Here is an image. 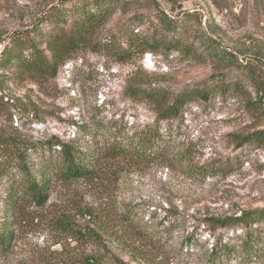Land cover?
<instances>
[{"label":"rangeland","instance_id":"obj_1","mask_svg":"<svg viewBox=\"0 0 264 264\" xmlns=\"http://www.w3.org/2000/svg\"><path fill=\"white\" fill-rule=\"evenodd\" d=\"M78 1L0 0V53L11 42L24 55L27 42L44 48L38 31L55 28L47 24L51 10L64 8L61 27H69ZM165 17L175 23L170 32L161 23ZM138 39L162 46L152 53ZM210 46L236 59L219 63ZM185 47L202 58L182 52ZM15 71L0 70V163L10 142L60 141L91 153L101 152L115 134L128 138L159 129L171 146L164 160L104 161L91 183L54 180L45 208L26 203L16 212L15 240L0 264H84L94 246L63 240L50 226L59 212L92 223L79 214L82 208L91 209L97 229L128 264H207L216 246L238 250L244 232L219 219L264 209V141L250 137L264 130V4L257 10L255 0H129L55 78ZM222 82L238 91L222 93ZM137 88H163L170 101L188 89L214 93L159 120L158 105ZM44 150L31 155L34 170L57 154V148ZM204 165L214 168L212 175L192 171ZM4 196L0 187V222L12 215ZM127 212L134 223L121 219ZM216 264H264V258L246 261L233 252Z\"/></svg>","mask_w":264,"mask_h":264},{"label":"trees","instance_id":"obj_2","mask_svg":"<svg viewBox=\"0 0 264 264\" xmlns=\"http://www.w3.org/2000/svg\"><path fill=\"white\" fill-rule=\"evenodd\" d=\"M129 0H80L75 4V19L69 27H61L67 23L65 9L53 8V13L47 19V24L55 28L47 33L38 31L39 38L44 42V48L27 42L28 55L16 52V43L5 45L0 53V70L14 69L20 77L55 78L58 69L82 47L91 44V39L96 30L101 27L120 6ZM264 0H255L256 9H260ZM59 12V17H58ZM167 31L173 30L175 23L169 18L161 20ZM10 39H16L11 37ZM22 39H30L24 37ZM212 43V38L207 37ZM139 47L155 53L162 45L154 39H138ZM209 43V45H210ZM158 47V48H157ZM179 49V47H177ZM209 48V47H208ZM212 58L219 63L232 64L236 57L225 49L212 51ZM15 51V52H14ZM186 54H194L195 58H202L201 54L193 53L191 48H183ZM214 52V53H213ZM250 79L254 80V71L249 69ZM219 85V90L226 93L229 90L238 91L237 86ZM258 87V86H257ZM0 90H3L0 87ZM151 102L159 107V120H167L178 116L180 111L197 98H205L214 93V90L188 89L171 100V93L163 88H137ZM258 111L257 104L253 105ZM251 138L264 141V130L250 134ZM6 149L3 161L0 163V187L4 188L5 196L1 199L4 209L12 214L10 219L0 222V255L8 253L15 240L16 212L22 205L33 204L38 209H43L49 202L50 188L54 180L64 183L78 181L93 182L98 179L100 168L104 161L131 160L141 163L155 162L169 157L171 144L167 135L159 129L149 132H140L131 137L121 134L113 135L101 152H84L76 147L57 142H42L25 144H5ZM51 151L57 148V154L48 160L41 159V165L34 170L31 155L38 149ZM45 151V150H44ZM193 172L202 176L212 175L214 168L211 165L194 167ZM81 216H88L94 221L79 223L72 212H59L50 220V226L57 231L63 240H70L79 247L94 246L95 253L83 258L84 264H128L116 255L101 231L97 229L94 213L89 208L78 211ZM127 223H134L130 212L121 216ZM221 226L240 228L244 237L239 241L238 250L229 246H216L208 256L207 264H216L219 260L236 253L243 260L256 261L264 258V209L242 211L240 216L219 219Z\"/></svg>","mask_w":264,"mask_h":264}]
</instances>
